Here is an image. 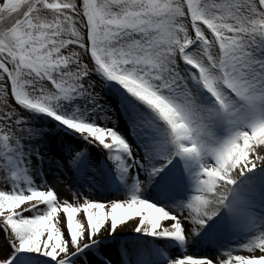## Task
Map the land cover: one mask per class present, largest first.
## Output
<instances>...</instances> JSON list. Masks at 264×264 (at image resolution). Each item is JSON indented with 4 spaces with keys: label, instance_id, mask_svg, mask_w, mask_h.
<instances>
[{
    "label": "snow or ice",
    "instance_id": "1",
    "mask_svg": "<svg viewBox=\"0 0 264 264\" xmlns=\"http://www.w3.org/2000/svg\"><path fill=\"white\" fill-rule=\"evenodd\" d=\"M0 264H264V0H0Z\"/></svg>",
    "mask_w": 264,
    "mask_h": 264
}]
</instances>
